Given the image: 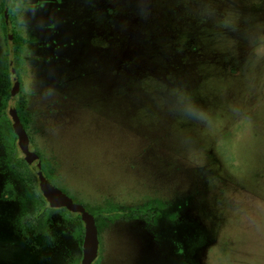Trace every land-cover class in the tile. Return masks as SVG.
<instances>
[{
	"label": "rangeland",
	"instance_id": "374dc122",
	"mask_svg": "<svg viewBox=\"0 0 264 264\" xmlns=\"http://www.w3.org/2000/svg\"><path fill=\"white\" fill-rule=\"evenodd\" d=\"M17 107L73 202L153 205L92 264H264V0H0V118ZM22 197L0 142V264H79L78 215L24 237Z\"/></svg>",
	"mask_w": 264,
	"mask_h": 264
},
{
	"label": "trees",
	"instance_id": "16d2710c",
	"mask_svg": "<svg viewBox=\"0 0 264 264\" xmlns=\"http://www.w3.org/2000/svg\"><path fill=\"white\" fill-rule=\"evenodd\" d=\"M22 42L20 40L17 41V45H21ZM9 82L8 78L4 77L3 81V89H8ZM16 112L18 116L20 115V107H17ZM20 117V116H19ZM24 127V126H23ZM16 137L14 136L10 124L7 123V119L0 118V142L4 148L5 153V164L7 170L14 174L16 179L20 182L23 188V197L20 199V205L22 207L21 218L19 221V230L22 236L27 237L28 234H32L33 236H47L49 231V216L52 213L59 212L57 209H42L43 206L47 205L43 197L41 196L38 186L36 176L32 173L30 168L25 164L22 160H16L14 158V145ZM44 175V172H43ZM45 176V175H44ZM47 179V177L45 176ZM153 205L148 203L144 206L138 207L135 209L137 211L134 214H121L120 212L114 211V209H109L107 212H103L101 209L96 210H88L86 207V211H88L91 215L94 216L96 227L98 232L101 231L103 226H106L109 223H113L116 220H134L140 217V214L147 213L148 210L151 209ZM156 207L155 216H158V210H163L164 206L160 202L156 201L154 203ZM140 213V214H139ZM79 217V216H78ZM145 220V218H142ZM27 223V224H25ZM77 224L79 226L78 235L76 239L81 245L82 237H83V225L78 219Z\"/></svg>",
	"mask_w": 264,
	"mask_h": 264
},
{
	"label": "water",
	"instance_id": "95a60500",
	"mask_svg": "<svg viewBox=\"0 0 264 264\" xmlns=\"http://www.w3.org/2000/svg\"><path fill=\"white\" fill-rule=\"evenodd\" d=\"M6 19V12H4ZM10 32H8V35ZM12 75L15 70L12 69ZM19 92V82L17 79L13 81L10 88V98H14ZM10 128L16 137V146L22 155L25 164L30 168L36 176L38 190L50 209H65L69 213L76 214L83 225V237L81 242V260L79 264H92L98 256V230L96 227L94 216L86 209L69 198L66 194L54 187L43 175L41 162L39 157L30 150L29 138L20 121V118L14 109L9 116Z\"/></svg>",
	"mask_w": 264,
	"mask_h": 264
}]
</instances>
